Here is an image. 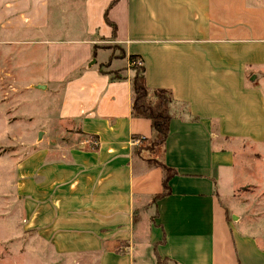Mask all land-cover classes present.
<instances>
[{
	"label": "crops",
	"instance_id": "1",
	"mask_svg": "<svg viewBox=\"0 0 264 264\" xmlns=\"http://www.w3.org/2000/svg\"><path fill=\"white\" fill-rule=\"evenodd\" d=\"M22 41L42 61L28 88L57 97L42 141L12 164L26 264H264V181L250 180L264 159V0H0V43ZM108 43L121 56L102 69L122 80L99 71ZM76 47V67L51 69ZM130 55L149 89L172 94L162 148L139 149L153 131L130 114ZM15 76L0 66V90ZM151 160L175 173L157 200ZM228 171L242 177L220 195ZM247 185L260 194L238 193Z\"/></svg>",
	"mask_w": 264,
	"mask_h": 264
},
{
	"label": "rangeland",
	"instance_id": "2",
	"mask_svg": "<svg viewBox=\"0 0 264 264\" xmlns=\"http://www.w3.org/2000/svg\"><path fill=\"white\" fill-rule=\"evenodd\" d=\"M38 47L36 44H29L24 41L9 45L0 43V66L16 68V91L4 92L0 90V264H26L35 259V254L26 248L25 233L22 229L23 213L15 204V195L10 191V187L13 177L12 164L15 159L18 160L23 157L31 143L42 141L44 134L40 132L42 131L41 128L47 123L48 112H53L54 107L57 105L56 94L53 95L54 97H49L48 90L28 88L31 82L35 80L36 72L39 71L42 65V61H39V64L36 61H31V57L38 54ZM100 47L109 50L110 60L118 59L121 56L119 48L115 45L108 43L102 44ZM8 55L11 56V62ZM51 56L52 54L46 60L50 63L51 69L55 65H59L63 73L69 72L82 61L80 58L81 48L79 47H76V50H58L54 55V59H51ZM92 60L96 62L95 58H92ZM106 65L107 62L104 65L105 69L108 68ZM114 71L123 74L121 69ZM1 76L7 84L9 78L6 75ZM37 131L41 133L39 137L36 135ZM60 132H64L65 135L68 134L70 138L81 136L76 129L70 126L59 127L54 124L52 133L59 134ZM152 145L150 141L148 143L144 142L139 149L140 151L150 150ZM146 155L150 154L147 152ZM233 172L228 171L220 186L217 184L216 189L220 195H229L231 182L235 178H237L236 181H240L242 172L236 171L238 175ZM252 176L250 177L251 181L258 179L264 181V159L258 161ZM238 193L259 195L260 189L247 185L240 188ZM35 261L40 262V260ZM159 263H161L160 260Z\"/></svg>",
	"mask_w": 264,
	"mask_h": 264
},
{
	"label": "trees",
	"instance_id": "3",
	"mask_svg": "<svg viewBox=\"0 0 264 264\" xmlns=\"http://www.w3.org/2000/svg\"><path fill=\"white\" fill-rule=\"evenodd\" d=\"M105 21L112 27L111 23L107 19H105ZM109 61L110 58L108 59L106 66L109 65ZM128 62L129 69L132 72V75L129 78L131 89L130 114L133 118H143L149 120L153 131V136L150 140L153 144L151 149L154 147L162 148L167 139L169 124L172 119V115L170 113V107L174 102L172 94L169 90L149 89L146 86L144 78V65L138 56H128ZM104 65L100 66L99 71L100 73L109 75L111 80H122L125 78L117 71L103 70L102 68ZM149 163L152 166L159 167L162 171V191L154 197V199L157 200L169 193L168 182L175 173L158 161L151 160Z\"/></svg>",
	"mask_w": 264,
	"mask_h": 264
},
{
	"label": "water",
	"instance_id": "4",
	"mask_svg": "<svg viewBox=\"0 0 264 264\" xmlns=\"http://www.w3.org/2000/svg\"><path fill=\"white\" fill-rule=\"evenodd\" d=\"M91 62H92V63H95V60H92ZM35 88H36V89H44V86H42V85H37V86H35ZM40 134H41V133H39L38 137L40 136Z\"/></svg>",
	"mask_w": 264,
	"mask_h": 264
}]
</instances>
